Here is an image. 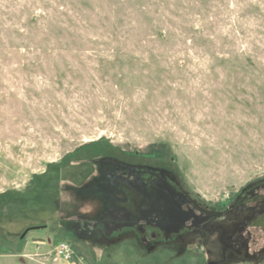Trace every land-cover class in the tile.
I'll use <instances>...</instances> for the list:
<instances>
[{
  "label": "rangeland",
  "instance_id": "374dc122",
  "mask_svg": "<svg viewBox=\"0 0 264 264\" xmlns=\"http://www.w3.org/2000/svg\"><path fill=\"white\" fill-rule=\"evenodd\" d=\"M104 158L210 211L264 180V0H0V264H264L91 234Z\"/></svg>",
  "mask_w": 264,
  "mask_h": 264
},
{
  "label": "flooded vegetation",
  "instance_id": "af4514ba",
  "mask_svg": "<svg viewBox=\"0 0 264 264\" xmlns=\"http://www.w3.org/2000/svg\"><path fill=\"white\" fill-rule=\"evenodd\" d=\"M100 165L102 183L83 194L101 208L91 234L99 228L108 240L132 236L144 250L161 242L211 240L205 251L216 248L222 263L253 261L264 255V180L241 190L228 209L210 211L186 195L162 169L112 158L102 159ZM71 228L80 236L79 226Z\"/></svg>",
  "mask_w": 264,
  "mask_h": 264
},
{
  "label": "built area",
  "instance_id": "2783aa9c",
  "mask_svg": "<svg viewBox=\"0 0 264 264\" xmlns=\"http://www.w3.org/2000/svg\"><path fill=\"white\" fill-rule=\"evenodd\" d=\"M54 255H53V260L54 261H64L66 263L72 261L73 258V254L72 251L70 249V246L64 242L61 241L59 243H57V245H55L54 247Z\"/></svg>",
  "mask_w": 264,
  "mask_h": 264
},
{
  "label": "trees",
  "instance_id": "16d2710c",
  "mask_svg": "<svg viewBox=\"0 0 264 264\" xmlns=\"http://www.w3.org/2000/svg\"><path fill=\"white\" fill-rule=\"evenodd\" d=\"M99 161H101V160H99ZM38 182H39V183H37V185H36L37 189H35V190L33 191V193L38 192V191H41V192L44 194V192H47V193L49 192L48 189H49V190L52 189L50 185H47L46 187L40 185V183H43L42 178L39 179ZM36 187H35V188H36ZM51 191H52V190H51ZM31 200H32V196H31V197H26L25 199L21 200V201H23V203H25L24 208L27 207L26 204H27L29 201H31ZM61 241H63V240L61 239V240L57 241L56 244L59 243V242H61ZM126 242H128V240H127ZM123 243H125V241H124Z\"/></svg>",
  "mask_w": 264,
  "mask_h": 264
},
{
  "label": "water",
  "instance_id": "95a60500",
  "mask_svg": "<svg viewBox=\"0 0 264 264\" xmlns=\"http://www.w3.org/2000/svg\"><path fill=\"white\" fill-rule=\"evenodd\" d=\"M26 232H27V231H26ZM26 232L23 234V236H25ZM23 236H22V237H23Z\"/></svg>",
  "mask_w": 264,
  "mask_h": 264
}]
</instances>
